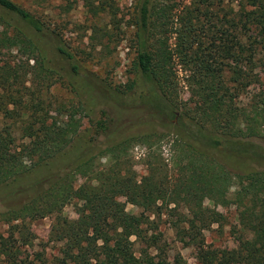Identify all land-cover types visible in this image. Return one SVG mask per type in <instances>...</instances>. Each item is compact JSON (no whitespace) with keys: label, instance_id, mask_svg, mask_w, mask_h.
Here are the masks:
<instances>
[{"label":"trees","instance_id":"trees-1","mask_svg":"<svg viewBox=\"0 0 264 264\" xmlns=\"http://www.w3.org/2000/svg\"><path fill=\"white\" fill-rule=\"evenodd\" d=\"M85 1L94 15L112 9L110 0ZM0 10L15 18L0 14V46L34 61L28 87L20 81L26 73L0 67V194L8 195L0 264H185L158 232L155 218L166 214L178 216L175 237L196 249L200 264H264V170L239 167L261 156L252 139L264 134V0H190L179 8L175 0H141L133 79L123 89L94 78L47 17L12 0H0ZM175 60L189 92L183 102ZM57 83L77 100L52 101ZM138 109L166 119L165 130L130 134L121 113ZM170 135L176 174L159 146ZM135 145L148 150L140 179L128 159ZM78 174L85 180L76 185ZM122 198L141 212L128 213ZM206 200L235 207L234 249L204 245L202 231L225 220ZM77 202V219L63 216ZM48 216L58 256L23 255L35 240L27 221Z\"/></svg>","mask_w":264,"mask_h":264},{"label":"rangeland","instance_id":"rangeland-1","mask_svg":"<svg viewBox=\"0 0 264 264\" xmlns=\"http://www.w3.org/2000/svg\"><path fill=\"white\" fill-rule=\"evenodd\" d=\"M23 8L37 12L49 19L51 25L55 26L61 36V39L76 53V58L82 61L83 67L89 71L99 82L106 84L111 88L123 89L133 79L131 71L132 60L135 57V19L138 14V4L141 0H110L111 8L105 12H98L94 15L87 6L85 0H12ZM233 6H236V0H228ZM190 0H175L177 7L189 5ZM97 6L98 3L96 2ZM110 12L113 13V17ZM179 13V11H176ZM1 16L9 22L14 23V17L0 10ZM8 35L14 36L12 27L8 28ZM169 35V34H168ZM173 43V39L169 41ZM175 80H176V98L179 102L186 101L189 98V92L183 81L184 73L181 66L176 65L175 60ZM34 61L28 60V56L16 51L15 48L8 46H0V67L8 66L19 69L20 72L27 75H21L20 81L25 86H29L33 76L30 74ZM261 75V81L264 88V77ZM263 90V89H261ZM259 90L254 88L253 92ZM49 95L55 103L66 102L68 100H77L75 93L66 85L61 83L55 84L50 90ZM135 95L134 98H136ZM130 100L123 104L128 107ZM100 107V106H99ZM96 108V109H99ZM130 107V106H129ZM113 108V107H112ZM121 109L120 107H118ZM128 111V110H127ZM127 113V114H126ZM96 118L101 116L95 113ZM155 111L148 109L143 111H129L125 114L121 113V123L123 128L128 129L130 134L148 132L150 129L159 131L165 130L163 124L166 119L160 120L153 117ZM86 122V121H85ZM86 126V123H85ZM129 134V133H128ZM172 136L165 137L159 146L161 156L164 162L168 164L167 168L176 174V166H173L177 158V153L171 149ZM252 143L261 151V156L256 160L248 161L250 166H239L242 170L252 168L253 170H264V134L260 138L252 139ZM148 150L142 145H135L128 151V159L132 164L137 178L140 179L147 173L146 160ZM104 163V160L101 161ZM84 174L76 175V185L83 183ZM234 188L230 189V193ZM231 196V195H230ZM122 202L126 203L124 198ZM82 205L81 202L67 205L63 209V216L69 220L77 219V208ZM8 206V195L0 194V211ZM204 207L215 209L222 213L225 220L221 225L212 224L209 228L202 231L204 245L210 248L234 249L237 246L240 228L237 221V215L234 206L214 207L209 200L204 202ZM126 211L130 214H138L141 209L126 203ZM154 219V217H151ZM158 232L161 233L162 239L170 248V256L179 252L185 264H200L197 251L193 247H188L178 242L173 230L174 224L179 222L177 215H165L160 219H156ZM28 228L35 235L33 248H26L25 254L44 251L48 258L58 256L60 244L50 242L48 235L53 224V218L48 216L42 219L27 221ZM8 226L0 223V234L6 235Z\"/></svg>","mask_w":264,"mask_h":264}]
</instances>
